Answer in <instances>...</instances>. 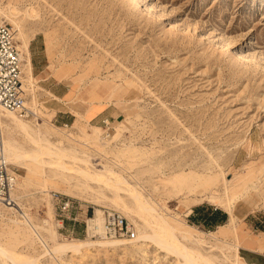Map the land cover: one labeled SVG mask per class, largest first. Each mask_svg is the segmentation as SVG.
<instances>
[{
    "label": "rangeland",
    "instance_id": "obj_1",
    "mask_svg": "<svg viewBox=\"0 0 264 264\" xmlns=\"http://www.w3.org/2000/svg\"><path fill=\"white\" fill-rule=\"evenodd\" d=\"M0 10L23 58L26 121L64 152L67 169L10 166L18 205L0 206V264H182L150 243L87 240L95 209L149 233L117 209L141 202L193 233L194 207L225 212L222 228L196 227L203 245L180 241L233 264L243 219L264 216V0H0ZM50 89L69 91L66 100ZM57 102L74 113L67 128L52 119ZM102 110L106 122L89 124ZM77 169L114 176L104 174L106 187ZM229 211L235 229L225 228ZM75 242L84 246L59 247Z\"/></svg>",
    "mask_w": 264,
    "mask_h": 264
},
{
    "label": "bare ground",
    "instance_id": "obj_2",
    "mask_svg": "<svg viewBox=\"0 0 264 264\" xmlns=\"http://www.w3.org/2000/svg\"><path fill=\"white\" fill-rule=\"evenodd\" d=\"M3 17L10 21V19L5 15V13L2 10H0V21ZM20 59L21 61H23L21 55H20ZM21 74H22V70H21ZM21 86H22L20 87L21 92L22 89L26 91L24 89L22 82H21ZM25 105H26V99L24 101V107ZM27 112L31 116L29 110H27ZM29 117H21L16 113L9 112L0 108V140L2 143V155L5 163L9 166H20L25 164L33 165V163H35L36 165L38 164V166L47 165L50 167H55V169L57 170L67 171V169L62 164V159L65 157L64 152L61 151L60 149L54 148L52 144L48 142L45 136H42L39 133V131L34 130L26 121V119H28ZM33 117L35 118L36 115L33 114ZM17 134H22L29 140L30 144L32 145L31 150L29 151L24 150L17 144L14 138ZM53 148L56 149V151H54ZM45 158L49 160L45 161L44 160ZM75 172L77 174H80L86 180L94 181L95 183L102 182L104 185H106V187L110 186L111 183L109 182L110 184H108V178L104 174L114 176V174L110 171H105L104 174H100V175L93 174L92 172H82L80 170ZM115 178L117 179L116 183L123 182L118 176H116ZM114 187H116V185ZM14 193L15 192L13 191L10 195L11 201L9 205L3 206V204H0V206L6 208L7 206H9L10 208L17 207L18 204L16 198L14 197ZM133 195L134 198H136L137 200L139 199L137 193H134ZM140 204L141 205L138 207L139 209L137 212L133 210H128L124 205H118L117 209L122 213L125 212L126 214L136 215L138 218L142 219L144 225L148 227L147 229H150L151 232V233L149 232L150 234L145 231V228H141L139 225L136 224L134 220L130 219L131 223L134 225L136 229L135 232L136 236L134 235L133 240L129 241L125 239L124 240L119 239L122 237L108 238L105 235V226H104L105 212L102 213L101 211L95 209L94 217L92 219H89L86 223L87 240H91V239L99 240L100 242L97 241L96 242L105 247H116V246H127V245L140 244V243H146V244L150 243L161 252H165L169 255L175 256L176 258H180L183 262L182 264H213L208 258L199 255L194 250L188 249L180 241V239H182L186 242L194 243L196 245H203L204 240H202L199 234L204 235L205 233L199 231L193 226H190L189 224H187V227L196 231L197 233H193L185 229L181 230L177 225L169 224L162 217L158 215L154 216L153 215L154 212L153 211L150 212V209L146 207L144 203L141 202ZM231 213L232 212L229 211L230 220L228 222V225L225 227L226 229H235V225L233 218L231 217L232 216ZM82 243L80 242H75L74 244L63 243L64 245L62 244L59 247L63 248L62 250L69 249L71 251H76L81 246L82 247L84 246V244ZM7 256H8V252L0 248V257L7 258ZM238 260L239 257H236L233 264H239ZM22 261L25 260L19 259L18 262L21 263Z\"/></svg>",
    "mask_w": 264,
    "mask_h": 264
},
{
    "label": "built area",
    "instance_id": "obj_3",
    "mask_svg": "<svg viewBox=\"0 0 264 264\" xmlns=\"http://www.w3.org/2000/svg\"><path fill=\"white\" fill-rule=\"evenodd\" d=\"M21 63L11 28L0 23V108L21 117H29L30 114L24 107L25 98L20 90ZM16 183V174L3 159L0 140V204H10V195L15 190ZM68 206L69 203H65L63 210ZM104 226L108 238L133 239L134 237L128 222L117 212L104 213Z\"/></svg>",
    "mask_w": 264,
    "mask_h": 264
},
{
    "label": "crops",
    "instance_id": "obj_4",
    "mask_svg": "<svg viewBox=\"0 0 264 264\" xmlns=\"http://www.w3.org/2000/svg\"><path fill=\"white\" fill-rule=\"evenodd\" d=\"M31 65H33L32 61ZM68 92L69 91H67V93H58L56 90L50 89V94L53 95L54 98H58L60 102L61 100H66L65 97L68 95ZM62 103L63 104H59V102H57L55 105L52 119L54 121L60 119L62 121V126L67 128L69 120H73L75 116L69 106H67L64 102ZM59 105L67 110H59L57 108ZM102 113L103 110L98 112L90 120L89 124L95 123V125H102L105 123L106 121H103V119L100 120L99 118ZM249 217L243 219L241 223L243 228L241 232H239L241 246L238 248V257L243 264H264V216L255 215L252 216L251 219ZM188 218L191 220L193 227H197L208 232L222 228V226H224L228 221V215L225 212L207 207H194L190 211Z\"/></svg>",
    "mask_w": 264,
    "mask_h": 264
}]
</instances>
